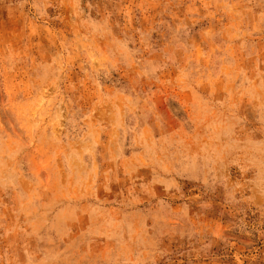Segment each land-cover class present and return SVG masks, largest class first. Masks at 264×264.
<instances>
[{
  "label": "rangeland",
  "instance_id": "1",
  "mask_svg": "<svg viewBox=\"0 0 264 264\" xmlns=\"http://www.w3.org/2000/svg\"><path fill=\"white\" fill-rule=\"evenodd\" d=\"M0 264H264V0H0Z\"/></svg>",
  "mask_w": 264,
  "mask_h": 264
}]
</instances>
